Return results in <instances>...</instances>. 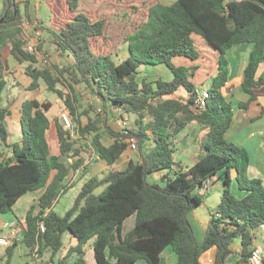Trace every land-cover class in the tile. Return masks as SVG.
I'll list each match as a JSON object with an SVG mask.
<instances>
[{"label": "trees", "instance_id": "obj_1", "mask_svg": "<svg viewBox=\"0 0 264 264\" xmlns=\"http://www.w3.org/2000/svg\"><path fill=\"white\" fill-rule=\"evenodd\" d=\"M81 3L67 0L73 17L61 29L41 28L56 49L73 58L72 65L63 71L36 67L39 54L25 47L22 25L25 19L30 20V0L23 3L25 12L16 0H3L0 50L11 45L13 58L19 64H30L26 70L30 90L39 89L40 81L45 82L47 90L58 96L66 114L77 123V100L59 87L67 81L62 79L65 75L73 84H83L106 113L120 110V118L136 117L137 127L117 132L105 123L113 138L107 145L99 125L105 119L79 125L82 136L94 135L98 156L110 170L103 178L86 181L72 207L59 215L55 204L69 189L71 171L84 167V160L71 133L49 117L53 107L50 100L23 102L21 137L11 142L7 127L11 113L4 106L8 68L0 53V215L13 212L24 196L41 193L21 224V244L29 252L50 255L47 264H88L89 248L96 264H163L162 255L169 248L176 264H206V260L229 264L236 253L241 257L237 264H251L257 249L256 232L264 228V183L250 177L248 151L227 139L235 109L223 88L230 77L228 51L250 44L253 49L242 82L249 100L240 103L239 109L248 110L259 98L256 89L264 86V77L259 76L264 65V0H177L171 5L157 2L148 7L146 19L127 36L128 56L119 62L93 50L107 22L92 21L79 11ZM195 37L208 44L202 41L206 61L217 63L216 76L208 89L210 98L201 111L195 109L198 87L193 79L201 69L198 61L203 58ZM159 65L167 67L172 80H140L142 67ZM182 88L189 94L187 99L171 97ZM54 121L60 146L57 155L52 154L48 140ZM191 123L206 127L207 134L201 141L198 161L179 169L176 142ZM131 138L137 140L139 159L130 161L123 171L112 170L129 150L126 140ZM63 157L68 158L66 163ZM84 168L87 172L88 167ZM163 170L167 171L163 185L149 182V175ZM216 178L223 184L221 203L210 211L205 237L199 241L191 214L204 202L198 193L200 188ZM132 216L135 225L123 234L124 224ZM66 233L70 234L67 243ZM19 245L8 248V262ZM209 254L211 259H205Z\"/></svg>", "mask_w": 264, "mask_h": 264}, {"label": "rangeland", "instance_id": "obj_2", "mask_svg": "<svg viewBox=\"0 0 264 264\" xmlns=\"http://www.w3.org/2000/svg\"><path fill=\"white\" fill-rule=\"evenodd\" d=\"M21 5V10L25 12L24 1L16 0ZM21 1V2H20ZM177 0H82L80 6V12L86 14L92 21H98L101 19L106 20V28L104 35L95 41L92 45L93 50L97 54L101 55H111L116 62L124 60L127 58V44L125 42L127 36L131 35L139 25L146 19L148 14V7L157 2H160L164 5H171ZM32 3H35V0H32L30 7V20H24L22 25L23 35L26 39V49L33 44L35 52L39 54V64L38 68L49 66L52 68L58 69V71H63L66 67L72 65V58L56 49V46L52 43L50 36L44 31L41 30L42 27H50L54 29H61L73 15L71 14L67 1L59 0L57 3L51 5L49 10L44 5L33 6ZM3 12V0H0V15ZM38 15L39 18L38 19ZM196 45L201 51V56L204 62L201 64L202 70L197 74V77L193 79V82L197 87L206 85V88L211 87V83H208V75L213 76L217 72L216 62L205 61L207 59V52L204 43L206 42L201 37H195ZM204 41V43L202 42ZM208 45V44H206ZM41 46L42 50L39 51L38 47ZM5 58L9 61L11 57V62L15 60L10 52V47L8 46L4 50ZM211 62V63H210ZM9 63V62H8ZM144 68V67H143ZM154 77L156 81L159 78H162L164 81H170L172 76L171 73H166V70H160L159 73L155 74ZM62 79H67L64 86L59 85L67 95L71 96L72 99H76L75 103L78 113L77 117L79 123L73 121V131L75 136L73 141L76 143L77 148L81 152V159L84 160V167H88V171L85 172V168L80 169V173L76 174L71 171L69 175V180L67 185L69 189L66 191V194H63L59 201L55 204L54 210L59 215H64L68 209H70L75 201V198L79 194L82 186L86 181L92 177L103 178L104 174L107 173L106 166L100 163V158L98 156L97 148L94 144V135L85 134L82 136L80 134V127L89 124L91 121H96L99 119H105L102 123L100 122V134L102 136V141L104 144H111L113 142L112 136L108 133L105 123L110 126L113 130L117 132H122L127 129H135L137 127L136 117L127 116L129 118L128 126L123 125V118L119 117V113L114 111L112 113H106L102 103L97 100L83 84L75 85L70 80L68 76L62 77ZM9 85L18 87V93L13 96L12 93L6 91L4 97V104L9 107L11 115L8 119V128L11 133V142L17 141L20 139V112L22 103L30 99H38L39 101L50 100L53 103V107L49 112V117L57 121L58 124L62 126V117L66 115L64 104L62 101L53 93H50L47 90V85L45 82L40 81V87L36 90H30V86L27 87V82L24 76L17 74V71L13 72V75L9 77ZM207 83V84H206ZM69 85L73 86V89ZM228 92V91H227ZM178 97H183L187 99L189 97L188 92L185 89H180L177 93ZM227 100H230L236 108V111H239L238 105L241 102V91H236L234 95H227ZM73 119V118H72ZM49 142L51 145L52 154L56 155L60 153L59 140L56 130V122L54 121L52 127L48 133ZM139 148V147H138ZM130 149V148H129ZM131 150V149H130ZM128 151L131 153L133 158H139V149L136 151ZM4 150H1L3 153ZM133 153V154H132ZM129 154L127 159L132 158ZM179 157V156H178ZM65 163L68 161L67 157L62 159ZM99 163L100 166L93 165V163ZM126 165L123 167L125 169ZM167 171L163 170L160 172L153 173L149 175L148 180L151 183L164 184L163 176ZM101 191V190H100ZM27 195L23 197L15 206V210L11 213L0 215V236H5L7 230L5 226L7 222H12L16 220L17 216L20 217V224H23L27 215L26 211L31 208V206L37 203L38 199H35V196ZM25 216V217H24ZM129 223L126 224L127 230L129 228ZM197 229V228H196ZM199 236V235H198ZM70 234L66 233L64 236V242L67 243ZM259 238V237H258ZM202 240V239H199ZM262 246H264V241H262ZM172 250L171 248H169ZM168 250V249H167ZM28 253V255H26ZM205 256V255H204ZM210 257L211 254L205 256V259ZM240 255L238 253L234 254L229 259V264H237L240 260ZM50 255L40 256L37 252H29V250L23 245L20 244L13 251L10 262H8V255L6 248H0V264H32V261L42 260L44 263H49ZM204 259V261H205ZM206 264H212L211 260ZM138 264H146L144 261H139ZM173 264V263H172ZM241 264V263H240Z\"/></svg>", "mask_w": 264, "mask_h": 264}, {"label": "crops", "instance_id": "obj_3", "mask_svg": "<svg viewBox=\"0 0 264 264\" xmlns=\"http://www.w3.org/2000/svg\"><path fill=\"white\" fill-rule=\"evenodd\" d=\"M22 1L25 2L26 0H22ZM58 1L59 0H35V3L34 4L32 3V5L33 6L35 5L36 7H38V5H40L39 8L41 7V5H44L46 8H48L50 10L51 5L57 3ZM30 2H32V0H30ZM38 19H40L39 15H38ZM31 46H33V44H31ZM9 47H10V52H11V45H9ZM252 49H253L252 45L244 44V45H237L228 51V60H229V66H230V77H229L227 85L225 86V88H223V93L227 97L228 94L234 95L236 91H241V102L240 103H245L249 100V96L247 94H245V92L242 89V82H243L244 70L247 66L249 55H250ZM4 50L5 49L0 50V53L2 54L4 60L6 61L7 68H8L7 78H6L8 85H7L6 91L8 93L9 92L12 93L13 96H16L15 94L18 93L19 89H18V87L14 88L13 86L9 85V81H10L9 77L11 75H13V72L17 71L18 75L25 77V80L27 82V87L30 86L31 79L26 74V70L30 64L29 63L19 64L16 60H14L12 63L11 59H10L11 57H9V61L6 60ZM127 56H128V49H127ZM211 56L212 55H209V57H211ZM72 60H73V58H72ZM203 62H204L203 59L198 61L199 64H202ZM37 65L38 64H36L35 66L37 67ZM202 69L203 68H201L200 70H202ZM160 70H166V73H168V72L171 73L167 69V67H165L164 65H159V66H155V67H144V68L142 67L140 69V73H141L140 74V80L147 79L149 81H152V80H154V77L157 76L155 74L159 73ZM214 76H216V73L213 76L208 75V79H209L208 83L212 82V77H214ZM259 76L264 77V65L262 66V68L259 71ZM196 77H197V75H196ZM172 78H173V76H172ZM172 78H171V80H172ZM159 79H162V78H159ZM209 88H206V85L201 86V88L198 87V89H209ZM6 91H5V93H6ZM256 91L259 94V98L256 102L252 103L249 106L248 110L239 109V111H236L237 107L234 106V109H235L234 121H233V125H232L231 129L227 133V139L229 141L237 144L238 146L245 148L248 151L249 156H250L249 175L251 178L261 179L264 183V86L257 88ZM5 93H4V97H5ZM177 93L171 97L174 99L180 98L177 96ZM4 106H6V105L4 104ZM6 107H8V106H6ZM238 108H239V105H238ZM9 116L7 118V127H8V123H9L8 122ZM8 130H9V128H8ZM49 131H48V133H49ZM206 134H207V128L206 127L201 126L197 123H191L179 135L177 142H176V154H175V162L177 164V166H176L177 168L179 167V169H187V168L193 166L198 161V159L202 153L201 152V146H200L201 141L206 136ZM20 137H21V135H20ZM19 140L14 141L13 143L18 142ZM48 140H49V138H48ZM128 151L117 162V164L112 168V170L123 171L127 168L130 161H132V160L137 161L139 159V158L138 159L133 158L131 153H129ZM4 152L6 153V151H4ZM129 154L131 155L132 158L127 159V156ZM1 160L2 159L0 158V161ZM100 163L102 165L104 164V166H106L107 172L110 170V167H108L105 162L100 161ZM96 164H97V161H96V163H93V165H96ZM97 165L100 166L99 163ZM125 165H126V167H125V169H123V167ZM75 173L76 174L80 173V170H78ZM68 180H69V177H68ZM222 192H223V184H222L221 180L218 178L212 180L211 191L204 197V200H203L204 202H203L202 206L199 207L198 209H196L191 214V222H192L193 228L195 230V233H196V236L198 239H204L206 229H207V226H208L209 221H210V211L217 209V207L220 205ZM28 195H30L31 197L35 196V199H38L39 196L41 195V193H31ZM14 210H15V208H14ZM27 212H28V210L26 211V214H27ZM16 220L19 221L20 217L17 216ZM135 220H136L135 216H132L125 222L124 227H123V234H126L128 231H130L134 227ZM128 222H130V223H129V228L127 230L126 224ZM8 223L9 222H7V224ZM7 224L5 226L6 230H7V228H6ZM0 237H2V236H0ZM256 237L257 238L255 240V246H256V248L260 249L264 253V246H262V244H263L262 241H264V228H261L256 232ZM199 241H201V240H199ZM0 248H3V247H0ZM6 251L8 252V248H6ZM26 255H28V253ZM86 260H87L88 264H96L94 252L91 248L88 249ZM162 260H163V264H172V263L176 264V262H177L175 254L170 249L166 250L163 253ZM32 264H46V262L44 263L42 260H39L37 262L32 261Z\"/></svg>", "mask_w": 264, "mask_h": 264}, {"label": "built area", "instance_id": "obj_4", "mask_svg": "<svg viewBox=\"0 0 264 264\" xmlns=\"http://www.w3.org/2000/svg\"><path fill=\"white\" fill-rule=\"evenodd\" d=\"M28 51L31 53L35 52V49L33 46L28 47ZM210 98V92L208 89H197L196 91V100H195V109L197 111L203 110L207 104L208 100ZM119 114L121 113L120 110H116ZM62 127L71 133L73 139L75 136V132L73 131V119L70 115L66 114L62 117ZM123 125L128 126L129 118L126 116L123 118ZM127 130V128H125ZM127 143H129V148L133 151H136L138 149V143L137 140L134 138H131L129 140H126ZM212 187V181H206L202 188L198 191L199 195L205 197L210 191ZM7 234L5 236L0 237V247L3 248H9L15 244H21L22 243V234L24 232L23 226L17 221L14 220L12 222H9L7 224ZM44 230V228H43ZM264 258V253L260 249H255L252 253L250 263L251 264H262Z\"/></svg>", "mask_w": 264, "mask_h": 264}, {"label": "water", "instance_id": "obj_5", "mask_svg": "<svg viewBox=\"0 0 264 264\" xmlns=\"http://www.w3.org/2000/svg\"><path fill=\"white\" fill-rule=\"evenodd\" d=\"M4 22V18L0 19V24H2Z\"/></svg>", "mask_w": 264, "mask_h": 264}]
</instances>
